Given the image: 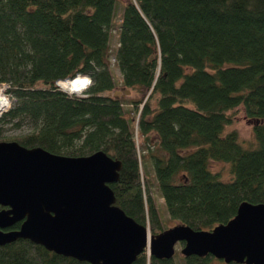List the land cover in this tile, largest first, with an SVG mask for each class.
I'll return each instance as SVG.
<instances>
[{"label": "trees", "instance_id": "16d2710c", "mask_svg": "<svg viewBox=\"0 0 264 264\" xmlns=\"http://www.w3.org/2000/svg\"><path fill=\"white\" fill-rule=\"evenodd\" d=\"M76 75L90 79L82 93L56 88ZM0 83L12 99L0 123L29 126L20 145L120 161L115 204L150 235L166 218L210 230L243 201L264 204V0H0ZM236 108L251 146L226 130ZM180 259L143 250L131 264H242ZM0 264L89 263L16 239L0 245Z\"/></svg>", "mask_w": 264, "mask_h": 264}, {"label": "water", "instance_id": "95a60500", "mask_svg": "<svg viewBox=\"0 0 264 264\" xmlns=\"http://www.w3.org/2000/svg\"><path fill=\"white\" fill-rule=\"evenodd\" d=\"M120 167L102 150L73 157L0 141V206L7 207L0 209V245L27 239L89 264H131L146 248L154 258H172L181 242L184 257L264 264L263 203L241 202L229 220L210 230L175 223L150 235L115 204L109 184ZM16 222L17 229L1 230Z\"/></svg>", "mask_w": 264, "mask_h": 264}, {"label": "rangeland", "instance_id": "374dc122", "mask_svg": "<svg viewBox=\"0 0 264 264\" xmlns=\"http://www.w3.org/2000/svg\"><path fill=\"white\" fill-rule=\"evenodd\" d=\"M123 1L124 0H116V4L119 6ZM110 37H112V39L110 38L111 39L110 40V49H113L115 47V45H116V41H115L116 36H115V34H113ZM113 37H115V38H113ZM111 69H112L113 73L116 76H118V71L115 68V66H113L112 64H111ZM58 87L59 86H56V88L59 91L62 92L63 90L61 88H58ZM4 88H5V85L0 83V94L2 95L3 98H6L9 101V106L5 110L1 111L0 115L3 112H5L11 106V102H12V99L9 98L8 95H6L4 93ZM114 93L117 95V97L127 98V99H138L140 97H143L142 95H140V93H137L135 91H128V93L125 94L119 88H115ZM151 105L154 106V100L151 101ZM230 129H233V130L236 131L238 139L243 145L251 146L253 144V137H252V132H251V124L244 117V115L242 113V110L240 108H236V111H235V114L233 116V119H232L231 123L228 126H226V130H230ZM28 131H29V126L27 124H25V123L19 124V125H12L10 123H0V141H15L14 137L23 135V134H25ZM134 137H135V139L138 142L139 141V137H136L135 135H134ZM145 164H146V167L148 169V172L151 173V167H150L149 160H146ZM210 169H211V171L217 173L218 176L222 180L228 179V177H229L228 167H227L226 164H223V163H211L210 164ZM154 200H155V204L156 205H160L161 206L162 199L157 194H154ZM162 217H163V215H162ZM163 223H164L163 227H165V228L166 227H170V226L175 224L174 221H171V220H169L167 218L164 219ZM146 229H147V227H146ZM147 231H148V229H147ZM180 247L181 246L179 245V243H176L174 245V254H173L172 257L174 258V260L177 263L181 262L180 258L182 257V255L179 253ZM145 252H146L147 255H149L147 248L145 249ZM212 264H219V263L213 262Z\"/></svg>", "mask_w": 264, "mask_h": 264}, {"label": "bare ground", "instance_id": "6f19581e", "mask_svg": "<svg viewBox=\"0 0 264 264\" xmlns=\"http://www.w3.org/2000/svg\"><path fill=\"white\" fill-rule=\"evenodd\" d=\"M86 78L83 76H77L75 79L72 80L73 83L71 81H70L71 83L66 81H61L57 83V86H59L58 88H61L63 91L68 93L79 92L86 85L85 83V81L87 80ZM8 106H9V101L6 98H3L2 95L0 94V112L5 110Z\"/></svg>", "mask_w": 264, "mask_h": 264}, {"label": "flooded vegetation", "instance_id": "af4514ba", "mask_svg": "<svg viewBox=\"0 0 264 264\" xmlns=\"http://www.w3.org/2000/svg\"><path fill=\"white\" fill-rule=\"evenodd\" d=\"M1 208H7V207H1L0 206V209ZM18 226H19V222H16V223H13L12 225H10V226H7V227H4V228H1V230L2 231H10V230H14V229H17L18 228ZM10 243V242H9ZM6 244H8V243H6Z\"/></svg>", "mask_w": 264, "mask_h": 264}, {"label": "built area", "instance_id": "2783aa9c", "mask_svg": "<svg viewBox=\"0 0 264 264\" xmlns=\"http://www.w3.org/2000/svg\"><path fill=\"white\" fill-rule=\"evenodd\" d=\"M76 76H83V75H76ZM76 76H74V77H76ZM74 77H73V78H74ZM83 77L86 78L87 76H83ZM73 78H72V79H73ZM86 79H87V81H90L88 77H87ZM88 84H90V83H86V85L84 86V88H83L81 91H79V92H73V93H68V92H66V93H67L68 95H70V94H76V95H77V94H80L81 92H83V90H85V89L87 88Z\"/></svg>", "mask_w": 264, "mask_h": 264}, {"label": "clouds", "instance_id": "9594fccd", "mask_svg": "<svg viewBox=\"0 0 264 264\" xmlns=\"http://www.w3.org/2000/svg\"><path fill=\"white\" fill-rule=\"evenodd\" d=\"M85 83H90V81H87V80H86Z\"/></svg>", "mask_w": 264, "mask_h": 264}]
</instances>
